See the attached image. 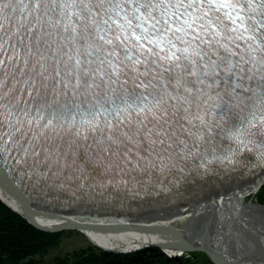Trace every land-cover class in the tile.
<instances>
[{
    "label": "snow or ice",
    "instance_id": "obj_1",
    "mask_svg": "<svg viewBox=\"0 0 264 264\" xmlns=\"http://www.w3.org/2000/svg\"><path fill=\"white\" fill-rule=\"evenodd\" d=\"M0 166L81 201L264 171V0H0Z\"/></svg>",
    "mask_w": 264,
    "mask_h": 264
},
{
    "label": "water",
    "instance_id": "obj_2",
    "mask_svg": "<svg viewBox=\"0 0 264 264\" xmlns=\"http://www.w3.org/2000/svg\"><path fill=\"white\" fill-rule=\"evenodd\" d=\"M263 185L264 171L254 180L225 178L212 183L207 190H204L202 186L199 190L195 187L181 189L172 196L174 201L159 196L160 210L170 222L176 224V232L157 233L156 230L138 224L137 221L143 218L129 217L141 211H147L149 215L158 214L160 213L159 205L149 206L141 199H126V202L135 208L136 213L129 214L121 210V215L128 217L126 218L128 224L122 225L119 222L110 226L109 230L131 229L146 235H157L165 240L162 245L148 244L142 246L143 248L187 249L184 248V244L190 248L187 249L189 252H203L209 264H264V207L256 205L259 204L256 196ZM17 186V184L2 188L0 186V190L16 203H26V206L32 209L46 210L66 207H53L49 203L44 204L35 200H30L28 204L25 198L12 193L14 187ZM34 192L37 191L34 190ZM250 198H252V205L249 204ZM111 205H115V202L111 201ZM76 208L106 214H110L112 208L117 209L101 203H82ZM112 215L117 216L118 214ZM143 215L147 214L143 213L139 216ZM21 216L26 220L34 221L36 225L32 214L24 213ZM72 225L78 228L77 225ZM60 229L62 228L55 230ZM113 252L116 253V251Z\"/></svg>",
    "mask_w": 264,
    "mask_h": 264
},
{
    "label": "trees",
    "instance_id": "obj_3",
    "mask_svg": "<svg viewBox=\"0 0 264 264\" xmlns=\"http://www.w3.org/2000/svg\"><path fill=\"white\" fill-rule=\"evenodd\" d=\"M264 205V187L257 195ZM59 235L39 232L0 203V264H209L203 252L185 258L169 259L158 249L147 248L132 254H113L90 246L66 258L45 263L36 260L56 249Z\"/></svg>",
    "mask_w": 264,
    "mask_h": 264
},
{
    "label": "bare ground",
    "instance_id": "obj_4",
    "mask_svg": "<svg viewBox=\"0 0 264 264\" xmlns=\"http://www.w3.org/2000/svg\"><path fill=\"white\" fill-rule=\"evenodd\" d=\"M30 188H33L31 185H26ZM38 191L37 189H33ZM0 203L3 204L10 210H14L21 215H24L25 210L22 208V205L16 203L14 200L9 198L0 190ZM159 205V204H158ZM26 214H32V218L39 222L34 224V221L28 219L25 220L32 228L38 230L39 232L49 233V229L46 227H68L72 230H75L82 235H84L87 240L93 245L100 246L102 249L106 250H115L126 254L128 252L137 253L138 249L142 246L148 244L162 245L165 240L160 238L157 235H146L142 233H137L135 231H126L121 230L116 232H106V230H100L94 225L101 227L119 223L120 221H126L124 217H117L116 215L106 214V213H96L90 210L83 209H70L68 207L52 209L55 211L54 214L50 215L47 213L45 215V210L32 209L27 207ZM152 212V211H151ZM158 214L152 215H143L138 217L131 218H143L142 220L137 221L138 224L143 225L144 227L151 228L156 230L157 233L167 231V232H176V224L170 222L167 217L160 210L159 205ZM35 215V216H34ZM127 217V216H125ZM144 217H148L147 219ZM79 218V220H75ZM136 222V221H135ZM78 226L75 228L72 224ZM80 226V227H79ZM131 230V229H127ZM184 248L190 249L183 244ZM187 249L177 248H162L161 250L166 254L165 256L169 259L180 258L182 255L188 254ZM168 255V256H167ZM171 256V257H169Z\"/></svg>",
    "mask_w": 264,
    "mask_h": 264
},
{
    "label": "rangeland",
    "instance_id": "obj_5",
    "mask_svg": "<svg viewBox=\"0 0 264 264\" xmlns=\"http://www.w3.org/2000/svg\"><path fill=\"white\" fill-rule=\"evenodd\" d=\"M59 239L60 243L56 249L51 250L46 255L37 257L36 260L49 263L56 258H66L74 252L86 249L90 247V245L92 246L84 235L73 230L61 232L59 234ZM185 259L187 258L185 257Z\"/></svg>",
    "mask_w": 264,
    "mask_h": 264
}]
</instances>
